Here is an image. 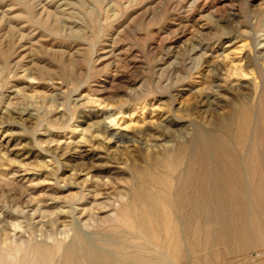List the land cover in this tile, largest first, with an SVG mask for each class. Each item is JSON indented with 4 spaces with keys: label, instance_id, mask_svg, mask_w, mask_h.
Wrapping results in <instances>:
<instances>
[{
    "label": "rangeland",
    "instance_id": "1",
    "mask_svg": "<svg viewBox=\"0 0 264 264\" xmlns=\"http://www.w3.org/2000/svg\"><path fill=\"white\" fill-rule=\"evenodd\" d=\"M263 43L264 0H0V264H65L89 245L100 264H141L172 254L177 232L167 264H264L263 235L207 244L191 207L163 205L167 185L190 184L174 179L180 148L198 157L247 106L264 215ZM138 191L162 197L156 238Z\"/></svg>",
    "mask_w": 264,
    "mask_h": 264
},
{
    "label": "bare ground",
    "instance_id": "2",
    "mask_svg": "<svg viewBox=\"0 0 264 264\" xmlns=\"http://www.w3.org/2000/svg\"><path fill=\"white\" fill-rule=\"evenodd\" d=\"M259 49L264 51V43ZM261 66L262 64L258 67V76L264 82V72L261 70ZM243 116L245 118L241 121ZM251 119L252 122L255 120L252 110L247 106H242L239 113L236 112L231 116L226 130L218 131L221 134L214 132L204 134L198 157H195V144L180 148L179 153L183 157L182 161L186 160V163H178L180 168L179 171L176 169L178 174L174 179L179 182L188 180L190 184L189 186L183 185L181 188H174L175 186L171 184L167 185L173 200L171 198L165 199L163 205L169 208L170 202L175 201V204L178 202V205L183 208L185 206L191 207V217H189L191 220H194L196 216L203 218L207 244L210 240L217 238L223 245L231 249L234 242H238L239 245L242 243L245 247H251L254 241H257L256 239H261L262 235L264 241V215L257 206V201L253 197V189L249 184L251 174L248 164L251 163L249 161L254 160L246 157L250 149L249 140L252 135L250 138H244V133L248 129L247 124ZM175 122L179 123L176 120ZM168 123H171V120ZM235 126H237L236 131H234ZM232 131L238 136L240 148L234 144L229 135ZM249 131L252 133L253 128H249ZM258 161H261V159L251 164L261 166L262 162ZM191 187H193V193L188 196L189 192L187 190ZM262 189L264 192L263 186ZM152 196L139 191L136 193L135 199L140 201L143 207V213L139 216L137 222L141 228L150 229L153 237L156 238L153 227L161 221V218L154 214V211L157 205L160 204L158 198L161 196L158 195V198ZM175 221L181 223L178 218ZM176 222L175 226L177 225ZM161 229L159 227L158 230ZM166 238L168 239V237ZM174 240L177 244L173 250L171 249L172 254L166 252V248L163 250L161 246L160 249H157L160 255L158 260L147 259L141 264H167V259H179L182 253L180 245L182 236L180 232L175 233ZM103 254L97 252L91 245L87 248L74 246L68 251L65 264H100L99 260L105 258Z\"/></svg>",
    "mask_w": 264,
    "mask_h": 264
}]
</instances>
